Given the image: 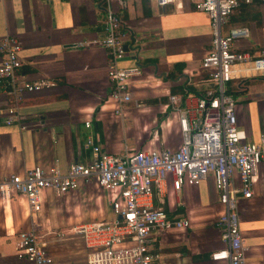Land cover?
<instances>
[{
    "label": "crops",
    "instance_id": "1",
    "mask_svg": "<svg viewBox=\"0 0 264 264\" xmlns=\"http://www.w3.org/2000/svg\"><path fill=\"white\" fill-rule=\"evenodd\" d=\"M197 1L112 3L124 22L129 49L120 65L141 67V75L129 81L131 100L117 115L109 97L105 49L98 44L75 46L102 36V0H0V40L7 35L18 39L20 78L51 82L23 93L18 112L24 129L0 117V179L36 164L64 172L72 162H88L87 135L107 153H120L124 147L176 148L180 133L168 95L198 91L205 82L200 60L209 47L210 30L207 14L195 8ZM238 1L222 31L247 28L248 35L234 42V50L264 57V0ZM226 89L235 97L237 128L246 141L259 142L264 133V76L235 65ZM6 103L0 93V107ZM115 195L100 187L96 177L63 194L42 191L37 211H29L22 195L0 194V264H31L15 249L16 234L25 230L34 231L56 264L81 263L88 249L72 230L112 221L110 199ZM217 198L210 176L192 185L183 180L178 190L172 188L171 176L154 184L152 207L161 208L169 219L187 218L188 226L152 235L151 264H211L210 253L222 246L215 225L222 211ZM236 207L245 263L264 264V154L251 196H238Z\"/></svg>",
    "mask_w": 264,
    "mask_h": 264
},
{
    "label": "built area",
    "instance_id": "2",
    "mask_svg": "<svg viewBox=\"0 0 264 264\" xmlns=\"http://www.w3.org/2000/svg\"><path fill=\"white\" fill-rule=\"evenodd\" d=\"M102 0L104 24L102 36L94 41L76 42V47L98 44L105 49V72L110 85L109 97L113 112L121 114V105L131 100L129 81L141 75L138 64L120 65L128 56L124 40L123 20L112 7L113 2ZM163 6L169 0H150ZM248 3L251 0H241ZM239 5L238 0H198L195 8L207 14L210 43L200 60L205 76L204 86L183 95H168V107L175 113L180 143L176 148L130 150L107 153L91 135L84 139L90 160L72 162L64 172L56 166L38 164L20 173H10L0 179V194L8 191L25 197L29 211L40 208V194L52 190L63 194L75 189L79 181L96 177L106 191H116L110 199L114 215L112 221H95L77 225L72 232L82 238L88 249L79 264H151L153 234L169 229H183L188 219H169L161 208L151 205L152 186L171 176V185L178 190L182 181L196 184L208 176L218 191L222 211L215 225L220 229L222 246L209 255L211 264H246L244 246L239 229L236 199L252 194V179L264 154V133L259 142L246 141L237 128L233 95L226 83L233 75V66L245 65L256 75L264 76V57H252L236 51L234 42L248 35V29L223 25ZM20 43L14 36L0 40V93L6 104L0 107L5 124L15 123L20 129L26 124L18 112V103L24 92L38 91L51 85L48 79L30 82L20 78ZM90 126L89 121L84 122ZM15 249L31 264H56L44 242L32 230L16 234Z\"/></svg>",
    "mask_w": 264,
    "mask_h": 264
},
{
    "label": "rangeland",
    "instance_id": "3",
    "mask_svg": "<svg viewBox=\"0 0 264 264\" xmlns=\"http://www.w3.org/2000/svg\"><path fill=\"white\" fill-rule=\"evenodd\" d=\"M234 102H235V97L233 96Z\"/></svg>",
    "mask_w": 264,
    "mask_h": 264
}]
</instances>
